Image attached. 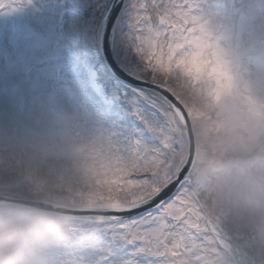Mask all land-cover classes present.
<instances>
[{"label":"snow or ice","instance_id":"snow-or-ice-1","mask_svg":"<svg viewBox=\"0 0 264 264\" xmlns=\"http://www.w3.org/2000/svg\"><path fill=\"white\" fill-rule=\"evenodd\" d=\"M32 3L0 0V10L16 11ZM243 6L242 0H130L128 40L139 60L140 78L158 94L144 100L157 111L160 121H152L139 110L135 114L153 133L156 143L146 144L119 125L96 119L87 110L72 115L76 131L66 137L73 146L72 163L93 174L98 165L106 170L104 184L118 185L128 194L122 200L105 203L101 198L86 207L68 210L76 233L56 264H65V258L73 254L86 264H212L226 255L238 264L239 249L221 234L217 222L201 204L202 185L193 179L191 111L169 85V77L179 74L189 78L197 95L210 98L205 107L216 109L218 121L236 103L248 104L250 114H256L246 90L233 93L234 60L213 38L214 27H220L213 17L238 16L243 23ZM205 74L215 80V88L201 86ZM225 98L233 101L231 107L224 103ZM131 103L135 107L136 101ZM90 130L96 134L85 141ZM185 135L190 141L187 152ZM253 139L251 134L248 138L236 136L234 142L246 151ZM65 155L67 152L61 149L53 154L51 162L53 171L61 176ZM48 163L18 154L14 146L0 149V181L11 185L19 177L39 187L44 181L35 169Z\"/></svg>","mask_w":264,"mask_h":264},{"label":"clouds","instance_id":"clouds-1","mask_svg":"<svg viewBox=\"0 0 264 264\" xmlns=\"http://www.w3.org/2000/svg\"><path fill=\"white\" fill-rule=\"evenodd\" d=\"M242 3L245 21L241 23L238 16L213 17L214 24L220 25L214 27L213 38L234 60L233 93L246 90L256 114H250L248 104L236 103L218 121L216 109L205 107L210 98L197 95L189 78L177 74L169 77V85L191 111L193 179L202 185L200 201L206 214L217 222L221 234L231 239L233 248L239 249L238 264H264V0ZM201 79L206 90L216 87L207 74ZM224 103L231 107L233 101L225 98ZM71 117L53 112L11 132L0 129V149L14 146L18 154L49 161L35 169L44 181L39 187L19 177L11 185L0 181V264H56L76 233L68 210L101 198L105 203L122 200L128 194L118 185L104 184L106 170L98 165L93 174L72 163L73 146L66 142L76 131ZM176 122L184 133L178 117ZM221 122L223 126H219ZM95 134L90 130L85 141ZM250 134L254 139L246 151L241 150L234 138ZM189 143L185 135V152ZM61 149L67 152L62 176L53 171L51 163L53 154ZM65 264L86 262L73 254L65 258ZM212 264L233 261L226 255Z\"/></svg>","mask_w":264,"mask_h":264},{"label":"rangeland","instance_id":"rangeland-1","mask_svg":"<svg viewBox=\"0 0 264 264\" xmlns=\"http://www.w3.org/2000/svg\"><path fill=\"white\" fill-rule=\"evenodd\" d=\"M109 2L33 0L16 11L0 10V129L11 132L53 112L73 115L87 110L146 144L156 143L135 112L159 122L157 111L144 100L158 94L115 78L98 50L97 31ZM130 14L126 0L116 28L114 57L140 78L139 60L124 41ZM131 101H136L135 107Z\"/></svg>","mask_w":264,"mask_h":264},{"label":"water","instance_id":"water-1","mask_svg":"<svg viewBox=\"0 0 264 264\" xmlns=\"http://www.w3.org/2000/svg\"><path fill=\"white\" fill-rule=\"evenodd\" d=\"M126 0H111L101 22L98 45L100 53L113 76L134 87L154 93L146 82L118 65L114 58V39L119 17ZM157 94V93H156Z\"/></svg>","mask_w":264,"mask_h":264},{"label":"bare ground","instance_id":"bare-ground-1","mask_svg":"<svg viewBox=\"0 0 264 264\" xmlns=\"http://www.w3.org/2000/svg\"><path fill=\"white\" fill-rule=\"evenodd\" d=\"M79 32H80L79 29H76L75 32H74V37L78 38ZM130 33H131V29H129V30L126 32V34H125V38H124V41H125L126 47L130 50V53L135 57V59H138V58L135 56L134 52L132 51V49H131V47H130V43H129V40H128V37H129ZM118 65H119V64H118ZM119 66H120V65H119ZM105 67H106L107 70L110 72V69L108 68V66L106 65V63H105ZM154 94H156V93H154Z\"/></svg>","mask_w":264,"mask_h":264}]
</instances>
